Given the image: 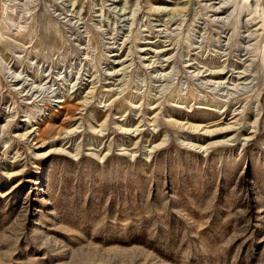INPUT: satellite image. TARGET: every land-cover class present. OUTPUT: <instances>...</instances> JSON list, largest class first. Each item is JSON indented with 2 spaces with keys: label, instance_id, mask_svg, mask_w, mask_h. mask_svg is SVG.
<instances>
[{
  "label": "rangeland",
  "instance_id": "obj_1",
  "mask_svg": "<svg viewBox=\"0 0 264 264\" xmlns=\"http://www.w3.org/2000/svg\"><path fill=\"white\" fill-rule=\"evenodd\" d=\"M0 264H264V0H0Z\"/></svg>",
  "mask_w": 264,
  "mask_h": 264
}]
</instances>
